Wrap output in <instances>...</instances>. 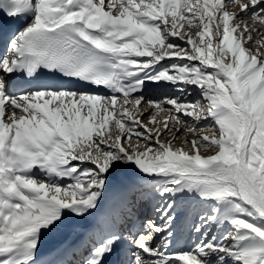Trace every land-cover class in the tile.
<instances>
[{"label": "snow or ice", "instance_id": "6c2138e0", "mask_svg": "<svg viewBox=\"0 0 264 264\" xmlns=\"http://www.w3.org/2000/svg\"><path fill=\"white\" fill-rule=\"evenodd\" d=\"M0 50V264H264V0H0Z\"/></svg>", "mask_w": 264, "mask_h": 264}, {"label": "rangeland", "instance_id": "374dc122", "mask_svg": "<svg viewBox=\"0 0 264 264\" xmlns=\"http://www.w3.org/2000/svg\"><path fill=\"white\" fill-rule=\"evenodd\" d=\"M162 115L163 116H167L168 114L167 113H163ZM146 122L147 121H145V123ZM182 131H183V129H182ZM171 136H172V133H169V137L168 138H171ZM193 138H194V136L192 134H188L186 137L185 136H181L180 139L175 140V146L176 147H181V146H183V142H184L185 139L191 141ZM185 150H188V149L185 148Z\"/></svg>", "mask_w": 264, "mask_h": 264}, {"label": "bare ground", "instance_id": "6f19581e", "mask_svg": "<svg viewBox=\"0 0 264 264\" xmlns=\"http://www.w3.org/2000/svg\"><path fill=\"white\" fill-rule=\"evenodd\" d=\"M72 237L71 236H66L65 239H71ZM51 243V242H50Z\"/></svg>", "mask_w": 264, "mask_h": 264}]
</instances>
